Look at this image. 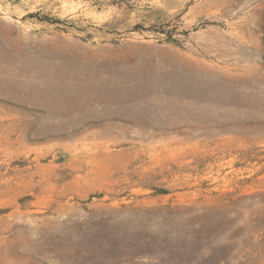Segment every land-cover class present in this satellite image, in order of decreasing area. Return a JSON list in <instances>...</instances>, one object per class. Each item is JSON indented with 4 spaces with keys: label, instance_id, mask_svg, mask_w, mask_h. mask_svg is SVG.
I'll return each mask as SVG.
<instances>
[{
    "label": "rangeland",
    "instance_id": "374dc122",
    "mask_svg": "<svg viewBox=\"0 0 264 264\" xmlns=\"http://www.w3.org/2000/svg\"><path fill=\"white\" fill-rule=\"evenodd\" d=\"M0 264H264V0H0Z\"/></svg>",
    "mask_w": 264,
    "mask_h": 264
}]
</instances>
